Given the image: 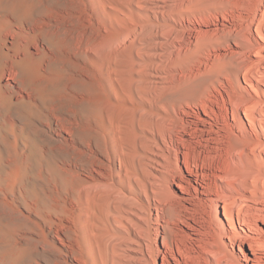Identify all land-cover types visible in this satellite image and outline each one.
Returning a JSON list of instances; mask_svg holds the SVG:
<instances>
[{"label":"bare ground","instance_id":"6f19581e","mask_svg":"<svg viewBox=\"0 0 264 264\" xmlns=\"http://www.w3.org/2000/svg\"><path fill=\"white\" fill-rule=\"evenodd\" d=\"M32 5L34 33L0 20L19 96L26 49L49 64L25 264H264V0Z\"/></svg>","mask_w":264,"mask_h":264},{"label":"rangeland","instance_id":"374dc122","mask_svg":"<svg viewBox=\"0 0 264 264\" xmlns=\"http://www.w3.org/2000/svg\"><path fill=\"white\" fill-rule=\"evenodd\" d=\"M32 1L0 0V20L20 24L27 28L26 31L34 33L35 29H38L37 25L43 20L44 13L35 15ZM37 1L41 7L44 6L45 0ZM13 13H19L21 16L16 17ZM7 26L12 30L13 25ZM30 37L29 44L33 46L36 44L35 35ZM13 43L15 44L13 40H7L0 34V52L13 47ZM26 50L29 57L25 58L23 65H26L29 73L25 78L29 90L21 96L17 94V89H13L16 84L11 87L12 80L4 78L10 70L9 62L6 67H0V264H25L27 260L25 253L22 255L23 252L15 247L17 231L11 217L15 208L11 201L13 193L30 178L34 164V140L37 136L43 137L46 129L44 115L50 97L47 57L30 56L31 52L33 53L32 47ZM23 57L22 55L19 58ZM17 83L21 85L20 82Z\"/></svg>","mask_w":264,"mask_h":264}]
</instances>
